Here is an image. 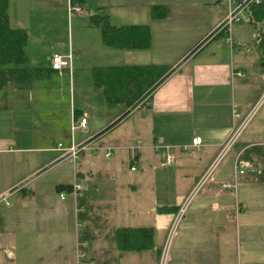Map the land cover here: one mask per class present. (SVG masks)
I'll return each instance as SVG.
<instances>
[{
	"label": "crops",
	"instance_id": "crops-1",
	"mask_svg": "<svg viewBox=\"0 0 264 264\" xmlns=\"http://www.w3.org/2000/svg\"><path fill=\"white\" fill-rule=\"evenodd\" d=\"M240 1L82 0L79 3L87 12L83 15L69 9V0H9L11 25L24 27L29 33L25 47L28 67H52L51 56L57 51L71 52L72 57L70 68L56 69L48 76L35 79L27 90L14 85L0 88V182L2 170L8 166L12 170L16 159L31 158L43 166L58 160L71 144L89 142L79 155L83 153L82 157H91V160L80 163V167L74 161L73 180L58 179L57 183L73 184L80 180L85 185L78 197L73 195V201L69 200L66 205V209L72 208V204L74 208L80 205L78 212L84 219L81 245L84 248L89 246L95 255L105 252L117 254L121 249L115 230L123 226L113 224L110 231L97 232L91 228L96 224L95 216L107 224L127 211L125 216L133 223L125 226L154 229L152 243L148 247L126 251L129 256L140 253V259L145 258L146 252L161 244L160 230L169 226L173 213L179 208L180 198L174 203L157 204L154 220L148 225L143 217L145 212L146 215L151 214L150 201L137 197L140 195L137 193L130 196L131 191L127 198H119V184L103 178L105 172L100 171L99 159L127 156L131 161L130 167L135 166L132 171L143 168L145 172L148 163L158 155L164 165L165 160L173 163L188 150L206 156L221 148L238 125L239 118L248 114L249 105L264 92V72H257L263 82L255 83L246 65L249 60L247 52L239 47L245 44L244 27L240 22H249L246 8L240 11L238 19L231 22L229 30L217 28L231 11L237 10ZM155 4L168 5L169 14L164 18H153L151 7ZM94 13L107 14L116 25L149 24L150 47L120 48L104 44L100 27L88 20ZM73 22L76 24V39L73 37ZM150 63L169 65V74L155 88L150 100L144 98L126 119H122V124L113 126L126 108L120 103L106 101L103 89L93 81L92 68L97 65ZM82 116L87 118L85 127L78 123ZM57 133L65 141L58 147L55 144ZM98 133L101 135L97 136ZM196 136L202 138L199 145L192 142ZM107 146H113L109 156H106ZM168 154L171 155L170 160L167 159ZM39 168L38 165L35 170ZM91 177L93 180L88 185L84 180ZM20 180L22 178L0 189V204ZM132 181L133 191L146 185ZM227 185L223 183V186ZM90 191L99 194L100 198H93ZM33 192L39 195L37 188ZM21 193L15 207L8 210L10 214L19 213L17 228L11 231L0 225V231L7 233L9 230L14 237L24 232L18 229L23 227L20 220L26 218V211L33 218L35 214L34 219L39 222V212H35L39 211L40 204L51 210L46 198L28 201L25 200V192ZM58 194L60 196L59 190ZM69 195L60 198L67 201ZM159 206H175V210L159 211ZM227 206L224 199L209 197L192 206L194 221L181 226L173 242L178 251L174 264H199L192 261L190 251L194 248L214 245L224 248L230 243L225 234L215 229L217 218L228 210ZM135 215L140 219L139 223L133 221ZM200 221L202 232L197 223ZM38 234L39 231L34 233ZM2 248L10 255L13 252L15 258L16 239Z\"/></svg>",
	"mask_w": 264,
	"mask_h": 264
},
{
	"label": "rangeland",
	"instance_id": "rangeland-1",
	"mask_svg": "<svg viewBox=\"0 0 264 264\" xmlns=\"http://www.w3.org/2000/svg\"><path fill=\"white\" fill-rule=\"evenodd\" d=\"M74 20L76 22V18ZM75 22H73L74 39H76ZM241 22L240 24H243L244 27L245 44L239 47L247 52L249 60H247L246 65L251 70L255 83L263 82V79L258 75L261 74V51L258 47V41L260 37L264 36V25L255 26L247 21L246 23ZM257 101H261L258 107H256ZM257 101L249 105V112L246 116L239 118L238 125L243 119L246 120L238 137L239 142L257 143L264 140V92ZM251 112L253 113L251 114ZM129 115L130 113L124 118L126 119ZM120 118L113 126L122 124L124 118ZM58 134L55 143L57 147L59 142L61 145L65 144L64 137ZM100 135L101 133L97 134V136ZM220 150L221 148L206 156H201L194 150H188L187 153L178 156L173 163L165 160L164 165H162L161 158L158 155L147 166L144 165L146 166L145 172L143 168L132 171L131 161L127 156L98 158L100 171L105 172L103 178H110V181L115 180L119 184L120 190L117 194L119 198L126 197L131 191L130 196L137 193L140 194L137 197L150 201L151 214L146 215L145 212L143 217L147 220L148 225L154 220V208L157 204L166 201L174 203L180 198L178 202L180 208L183 202L187 201L186 209L179 221L174 225L172 224L177 210L173 213L169 226L160 230L159 237L162 235L161 244L152 247L149 252L145 253V258L141 259L140 256L142 255L140 253H134L131 257L128 252L122 249L117 254L105 252L103 254L96 253L95 255L90 251L89 246L85 245V249L81 245L84 219L78 212L80 205L74 208L72 204V208L66 209L67 202L69 200L73 201V194H67V196L69 195L67 201L62 200L56 188L58 179L73 180V162L65 161L60 157L58 160L42 166L37 161L31 160V158L22 157L15 160V157H13L15 160L13 169L11 170L8 166L1 172L0 189L10 183L13 184L19 178H22V180L9 190L11 192L5 196L0 204L2 206L0 207L2 208L0 211V225L7 226V229L11 231L17 228L19 213L15 211V214H10L8 210L15 207L17 197H22L20 196L22 195L21 192H25L23 194L26 196L25 200L28 201L36 200L39 197L46 198L51 210L44 209L40 204L39 211L35 212H39V222L35 221V214L33 218L26 211L24 213L26 218L20 220L23 227L18 229V231L24 232H21L18 236H11L9 230L7 233L0 231V264H174L175 257L178 254L173 243L175 237L181 226L189 221H194L192 220L194 216L191 214V208L204 197L222 198L228 204L226 207L228 210L221 214V218H217L215 229L217 232L225 234L226 238L230 239V243L226 244L224 248L216 245L208 248H194L190 251L192 261L199 262V264L264 262V183L245 172L240 173L239 168L235 167L239 151L237 146L232 145L222 156L219 155ZM85 154H88V151ZM83 155L82 153L76 158L77 167H80V163L85 162V160H91V157H82ZM38 165L40 168L35 170ZM206 173L208 174L203 184L193 195H190L197 183L196 181ZM111 176H115V178ZM92 180L93 177L84 181L90 185ZM132 180L146 185L142 189L133 191L130 184ZM224 182L228 184L227 187L223 186ZM38 185L40 186L38 187ZM15 188L20 190H13ZM36 188L39 195H35L33 192ZM183 193L184 195L180 196ZM90 194L93 198H100L97 193L90 191ZM7 204L10 207H7ZM147 207L148 204L145 205V209ZM29 212L32 214V210ZM122 213L123 215L119 219L107 224L98 221L99 219L95 216L97 219L96 224L93 225L91 230L97 232L108 229L110 231L113 224L115 226H125L133 223L125 216L127 211ZM51 215L54 217H51ZM133 221L139 223L140 219L135 215ZM219 222L221 226L218 225ZM197 223L200 224L199 227H201L202 232V221ZM36 231H39L38 235H34ZM13 238L17 242L15 258L13 252L10 255L2 248L3 245L12 243ZM78 251H85L86 255L78 257Z\"/></svg>",
	"mask_w": 264,
	"mask_h": 264
},
{
	"label": "trees",
	"instance_id": "trees-1",
	"mask_svg": "<svg viewBox=\"0 0 264 264\" xmlns=\"http://www.w3.org/2000/svg\"><path fill=\"white\" fill-rule=\"evenodd\" d=\"M82 0H71L79 3ZM248 21L255 26L264 25V0L250 3L247 7ZM170 7L155 4L151 7L153 18H164ZM88 20L100 27L102 42L120 48H148L151 45V28L149 24L112 23L107 14L94 13ZM29 33L24 27H13L10 23L9 0H0V88L14 85L27 90L37 78L48 76L52 67H28L29 57L25 51ZM258 47L261 51L260 64L264 72V36L260 37ZM170 66L167 64H125L97 65L92 68L95 85L103 89L106 101L110 104L120 103L125 108L124 118L139 103L150 100L155 88L167 77ZM114 122L112 125H114ZM239 149V157L245 164L244 172L264 183V140L262 142L234 143ZM243 172V173H244ZM57 190H72V184L56 185ZM175 206H159V211L173 209ZM177 209V208H176ZM152 227L123 226L115 230L118 246L124 251L148 247L153 238ZM143 238L147 242L143 243ZM247 264H264L251 262Z\"/></svg>",
	"mask_w": 264,
	"mask_h": 264
},
{
	"label": "built area",
	"instance_id": "built-area-1",
	"mask_svg": "<svg viewBox=\"0 0 264 264\" xmlns=\"http://www.w3.org/2000/svg\"><path fill=\"white\" fill-rule=\"evenodd\" d=\"M253 2H260V0H242L239 2L238 6H237V10L235 11H231L219 24L218 28L220 29H228L229 30V26L231 24V22L235 19H238L240 16V11L243 8H246L250 3ZM69 9L71 11H76L80 14H87L86 10H84L83 6L80 3H72L71 0H69ZM71 57L72 54L71 52L68 53H64V52H54L51 56V64L52 67L54 69H62L65 67L70 68L71 67ZM259 100V99H258ZM258 102V101H257ZM261 101L258 102L257 106L260 104ZM254 112V111H253ZM251 112V114L253 113ZM81 126L85 127L86 123H87V118L85 116H82L79 119L78 122ZM246 120L243 121L242 123H240L239 125L235 126L234 129L232 130V132L229 134V136L226 138L225 142L222 144L221 146V150L219 152V155L222 156L223 153H225L228 149H230L232 147V145L235 143V141L238 139L241 129L243 128V126L245 125ZM194 145H199L202 142V138L200 136H196L193 138L192 140ZM89 142H81L78 144H71L70 146L66 147L65 152L62 154L61 158L63 159H68L72 162L75 161V159L78 157V155L80 154V152L84 149H86L88 147ZM59 145H61V143L59 142ZM113 146H107V151H106V156H109L112 152ZM171 155L168 154L167 155V159L170 160ZM236 168H239L240 173L244 172L245 169V164L241 161L239 155L236 157ZM131 169H135V166L132 165ZM208 173H206L204 176H201V178L197 181L194 189L192 190V193L190 195H193L198 189L199 187L203 184L206 176ZM85 189V185L82 181L80 180H75L72 184V190L70 191V193H72L75 197H78V195L80 194V192L82 190ZM68 192L66 190H62L60 191V197L62 199L66 198ZM187 202V201H186ZM185 201L183 202V204L180 206V208L177 211V214L172 222V224H176L180 217L182 216L183 212L186 209V203ZM86 252L85 251H78L77 252V256L78 257H82L85 256Z\"/></svg>",
	"mask_w": 264,
	"mask_h": 264
}]
</instances>
